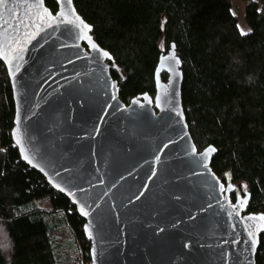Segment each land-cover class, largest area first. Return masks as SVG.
<instances>
[{
	"label": "water",
	"instance_id": "95a60500",
	"mask_svg": "<svg viewBox=\"0 0 264 264\" xmlns=\"http://www.w3.org/2000/svg\"><path fill=\"white\" fill-rule=\"evenodd\" d=\"M53 1L55 12L45 0L0 3V61L12 140L85 220L91 264H256L264 213L242 215L251 194L232 202L211 168L217 148L198 151L175 44L159 56L155 94L125 103L92 26L73 0Z\"/></svg>",
	"mask_w": 264,
	"mask_h": 264
},
{
	"label": "trees",
	"instance_id": "16d2710c",
	"mask_svg": "<svg viewBox=\"0 0 264 264\" xmlns=\"http://www.w3.org/2000/svg\"><path fill=\"white\" fill-rule=\"evenodd\" d=\"M53 12L57 4L45 0ZM94 40L112 55L119 98L155 94L154 71L171 43L181 60V99L201 151L217 148L212 170L246 213H264V0H250L242 34L231 0H73ZM167 79V74H162ZM14 100L0 61V264L91 263L85 220L64 194L21 160L11 136ZM47 199V207L40 201ZM66 230L67 247L57 240ZM81 241L83 258L77 255ZM264 264V232L255 255Z\"/></svg>",
	"mask_w": 264,
	"mask_h": 264
},
{
	"label": "rangeland",
	"instance_id": "374dc122",
	"mask_svg": "<svg viewBox=\"0 0 264 264\" xmlns=\"http://www.w3.org/2000/svg\"><path fill=\"white\" fill-rule=\"evenodd\" d=\"M250 1V0H231V11L232 13L236 16L237 19V24L238 27L242 33H246L248 31V25L246 24L245 21V17H244V12H245V5L246 3ZM47 199L41 200L40 203L46 205L47 204ZM47 207L50 206V204L46 205ZM72 238L71 235L68 234V232H66V230H62L57 234V240L58 242L62 245V248H66V242L68 240H70ZM80 247H82L81 245V241H78V252L77 255L83 258L82 254H83V249L80 250ZM86 264H89L88 262H86Z\"/></svg>",
	"mask_w": 264,
	"mask_h": 264
},
{
	"label": "snow or ice",
	"instance_id": "6c2138e0",
	"mask_svg": "<svg viewBox=\"0 0 264 264\" xmlns=\"http://www.w3.org/2000/svg\"><path fill=\"white\" fill-rule=\"evenodd\" d=\"M2 2H4V0H0V3H2ZM67 2L70 3L71 0H67ZM41 19H43V17H41ZM77 19H78V18H77ZM62 22H63V23H68V24H72V23H73V21H71V20H62ZM85 27H87V26H85ZM242 34H245V33H243V31H242ZM95 47H96V46L93 45V48H95ZM104 55L107 56L108 54H107V53H104ZM213 151H214V149H213ZM27 158H28V157L25 156V159H27ZM85 215H87V213H85ZM261 219H264V217H261ZM250 235H252V233H250ZM255 246H256V241L253 240V242H252V247H253V249L255 248Z\"/></svg>",
	"mask_w": 264,
	"mask_h": 264
},
{
	"label": "flooded vegetation",
	"instance_id": "af4514ba",
	"mask_svg": "<svg viewBox=\"0 0 264 264\" xmlns=\"http://www.w3.org/2000/svg\"><path fill=\"white\" fill-rule=\"evenodd\" d=\"M238 196H239V195H236V196H235V199L232 200V193H231V194H230L231 201H232V202H235V200H236V198H237ZM245 211H246V210H244V211L242 212V215L246 214Z\"/></svg>",
	"mask_w": 264,
	"mask_h": 264
},
{
	"label": "built area",
	"instance_id": "2783aa9c",
	"mask_svg": "<svg viewBox=\"0 0 264 264\" xmlns=\"http://www.w3.org/2000/svg\"><path fill=\"white\" fill-rule=\"evenodd\" d=\"M89 264H91V263L89 262Z\"/></svg>",
	"mask_w": 264,
	"mask_h": 264
}]
</instances>
